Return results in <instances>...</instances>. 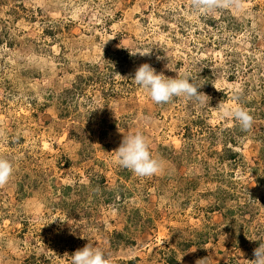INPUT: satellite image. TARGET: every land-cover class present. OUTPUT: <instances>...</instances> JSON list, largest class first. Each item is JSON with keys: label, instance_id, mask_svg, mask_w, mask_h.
I'll list each match as a JSON object with an SVG mask.
<instances>
[{"label": "rangeland", "instance_id": "374dc122", "mask_svg": "<svg viewBox=\"0 0 264 264\" xmlns=\"http://www.w3.org/2000/svg\"><path fill=\"white\" fill-rule=\"evenodd\" d=\"M0 0V264H252L264 243V0ZM143 53H148L141 55ZM149 63L206 95L155 104ZM169 64V65H168ZM166 65H168L167 68ZM240 106L250 132L221 116ZM141 131L163 170L117 162Z\"/></svg>", "mask_w": 264, "mask_h": 264}, {"label": "clouds", "instance_id": "9594fccd", "mask_svg": "<svg viewBox=\"0 0 264 264\" xmlns=\"http://www.w3.org/2000/svg\"><path fill=\"white\" fill-rule=\"evenodd\" d=\"M226 6L225 0H193V8L204 14ZM145 54L148 53L141 55ZM132 81L145 90L155 104H167L174 97H183L201 105L206 102V95L198 91L202 85L189 73L166 78L163 73L158 74L149 63H144L136 69ZM219 106L223 118L235 120L242 132L251 131L254 118L243 107ZM115 153L118 164L137 177H151L163 170V162L152 155L149 141L141 131L124 135ZM13 172V163L8 159L0 158V186L10 182ZM253 255L255 259L251 261L252 264H264V243H260L254 249ZM71 264H112V260L110 255L90 242L72 254Z\"/></svg>", "mask_w": 264, "mask_h": 264}]
</instances>
